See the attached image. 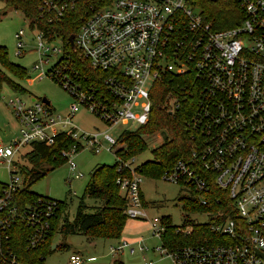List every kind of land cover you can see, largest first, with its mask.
<instances>
[{"label":"built area","instance_id":"1","mask_svg":"<svg viewBox=\"0 0 264 264\" xmlns=\"http://www.w3.org/2000/svg\"><path fill=\"white\" fill-rule=\"evenodd\" d=\"M237 5L240 23L213 30L188 0L43 2L47 20H58L68 9H79L72 46L66 40L65 48L58 37L46 39L37 31L38 62L32 66L39 79L45 76L60 85L72 103L59 115L40 99L25 103L14 97L7 102L18 130L17 136L0 144V164L4 163L8 177L0 181V264H21L10 247L14 225L29 228L26 246L34 247L47 239L57 205L45 198L30 204L20 202L16 194L22 177L11 167L18 150L31 142L49 146L59 133L93 151H97L101 136L109 142L110 150L117 138L105 131L128 122H146L149 88L165 77L170 82L181 78L170 83L163 106L172 114L182 101H190L184 130L191 143L187 156L176 159L159 178L183 188L184 194L192 190L202 204H206L202 194L208 193V182H213L226 191L241 221L225 218L209 227L232 243H214V238H207L168 250L160 245L163 226L159 217H153L149 220L151 235L159 239V247L153 250L168 256L172 264H264L256 253L264 255V0H237ZM22 35L21 29L14 33L19 53ZM53 41L56 46L48 45ZM51 57L53 62L44 70L42 65ZM73 60L95 73L98 86L85 84ZM79 107L106 128L91 133L79 130L72 121ZM75 153V146L60 153L71 171ZM117 161L115 183L124 199V214L144 219L140 174L125 160ZM73 175L80 177L79 173ZM180 231L186 235L190 228ZM125 244L122 241L110 252ZM143 249L139 247V251ZM85 260L89 258L74 252L68 255L67 264Z\"/></svg>","mask_w":264,"mask_h":264},{"label":"trees","instance_id":"2","mask_svg":"<svg viewBox=\"0 0 264 264\" xmlns=\"http://www.w3.org/2000/svg\"><path fill=\"white\" fill-rule=\"evenodd\" d=\"M44 1L47 0H0L6 7L19 11L27 20L30 29L42 33L46 39L58 37L63 46L68 48L66 40L70 34H74L78 26L79 9H68L58 20L53 18L47 20L42 9ZM188 2L199 10L203 21L208 22L213 30L233 27L240 23L241 12L237 0H188ZM73 61V66H76L78 75L85 80V84L98 86L95 73L80 65L78 61ZM7 73L18 79L25 76L24 68L9 62L6 49L0 45V88L5 83L12 90L23 93L25 90L16 81L9 78ZM171 80L172 82L168 77H165L151 84L148 91V99L151 104L146 122L138 124L135 130H123L119 134L115 143H122L123 146L113 150L114 162L112 164H100L92 170L71 220L67 218V202L65 200H56L33 193L29 190V185L60 163L65 162V157L60 155L62 150H68L75 146L77 152L82 147L64 133L56 134L53 143L49 146L41 142L28 144L29 149L20 156L26 164L16 162L17 172L22 177V185L17 190L16 196L22 204H30L39 198H45L55 200L57 205L55 214L50 220L47 239L44 242L28 248L25 241L29 228L24 224H15L12 228L10 247L21 264H42L45 255L60 247H66L65 243L58 242L53 250L50 249L56 233L60 234L63 239L71 234L83 235L87 239L118 237L126 216L124 214V199L115 183L119 176L117 159L126 160L131 156L133 158L144 151L145 143L142 135L150 136L158 132L162 141L152 148L150 160L134 167V170L141 176L158 178L160 173L176 159L187 156L191 141L184 130V122L189 114L190 101H182L174 113H167L163 106L164 97L170 89V83L180 82L181 78L174 77ZM125 172L128 173V170L125 169ZM207 187L208 193L202 194L206 199V204H202L192 190H189L188 194L178 197L177 200L184 216L180 228L172 225L167 215L159 217L163 226L160 234L162 247L174 250L178 246L203 242L207 238H214V243L233 242L227 236L212 232L209 227L225 218H233L240 222V217L236 214L225 190L218 188L211 181L208 182ZM84 197L96 199L100 205L89 208L82 202ZM140 198L142 205L145 206L141 194ZM214 198L217 199V202H214ZM189 213H205L207 219L204 222H196L188 217ZM186 225L190 231L183 235L180 230ZM113 264H119V262L114 261Z\"/></svg>","mask_w":264,"mask_h":264},{"label":"rangeland","instance_id":"3","mask_svg":"<svg viewBox=\"0 0 264 264\" xmlns=\"http://www.w3.org/2000/svg\"><path fill=\"white\" fill-rule=\"evenodd\" d=\"M18 29L23 31V44L20 53L14 38V33ZM36 35L37 31L28 27L27 20L19 11L6 7L0 2V45L6 49L8 61L23 67L25 70V76L21 79L7 73L9 78L16 81L25 90L23 93L12 90L5 83L0 88V142L2 144L8 143L10 139L17 136L18 123L7 103L10 99L18 97L21 101L27 103L31 98L40 99L44 97L49 101L53 113L59 115H64L72 103V98L60 85L45 76L39 79L38 72L32 69L33 64L38 62ZM48 45L56 46L57 41H53ZM53 60L51 57L46 64H43V69L45 70ZM72 121L82 132L91 133L95 130L103 131L106 128L104 123L100 122L83 107H79ZM137 126V123L128 122L125 125L112 127L106 130L105 133L116 139L123 130H135ZM141 137L145 143L144 151L133 156L131 162L130 158L132 156L124 161L131 168L150 160L152 148L162 141V137L158 132L150 136L142 135ZM99 142L100 145L97 151H93L85 145L71 156L75 165L73 171L69 170L66 161L62 162L39 179L31 182L29 190L38 195L56 200H65L67 202V218L71 220L92 170L100 164H112L114 162L112 151L123 146L122 143L117 142L109 150L108 141L99 136ZM28 149L29 146L25 145L18 150L11 167L17 168L16 162L26 164L20 156ZM131 172L132 170L129 169L128 173ZM77 173L80 174V177L75 178L73 174ZM140 178L139 190L145 201L144 212L146 218L131 219L126 217L117 238H95L93 239L95 240L93 245H89L91 239H87L83 235L71 234L63 239L60 234L56 233L54 241L63 242L66 247H60L45 255L42 264H67V257L73 249L79 250L83 255L92 256L91 261H85L82 264H113L114 261H118L119 264H142L143 262L172 264L168 256L160 255L153 250L155 247H159V239L151 235L149 220L153 217L158 218L161 215H167L171 224L180 228L184 216L177 199L185 193V190L159 177L150 178L140 175ZM7 180L6 167L2 163L0 164V181ZM82 202L89 208L100 205L98 200L89 197H84ZM188 217L196 222H204L207 219L205 213H189ZM185 227H188V225ZM122 241L126 243L125 246L121 250L111 253L110 248H115ZM139 247L144 249L139 251Z\"/></svg>","mask_w":264,"mask_h":264},{"label":"water","instance_id":"4","mask_svg":"<svg viewBox=\"0 0 264 264\" xmlns=\"http://www.w3.org/2000/svg\"><path fill=\"white\" fill-rule=\"evenodd\" d=\"M67 41L69 42V45L72 46V34H70L68 37H67ZM41 101H43L45 104H48L49 101L47 99H45L44 97L40 98ZM169 114V112H168ZM56 242H53L50 246V249L53 250L56 246ZM256 253L264 260V255L258 251H256Z\"/></svg>","mask_w":264,"mask_h":264},{"label":"crops","instance_id":"5","mask_svg":"<svg viewBox=\"0 0 264 264\" xmlns=\"http://www.w3.org/2000/svg\"><path fill=\"white\" fill-rule=\"evenodd\" d=\"M14 138V137H13ZM11 140V139H10ZM0 144H2L1 142H0ZM143 198V197H142ZM144 200V199H143ZM54 242H56L57 244H58V242L59 241H54ZM94 242H95V240H93V239H91V240H89V245H93L94 244ZM56 244V245H57ZM78 253V254H81V252L79 251V250H71L70 252H69V254L70 253ZM83 257H87V258H89V260H85V261H91L92 260V256H87V255H83V254H81ZM85 261H83L82 263H84Z\"/></svg>","mask_w":264,"mask_h":264}]
</instances>
